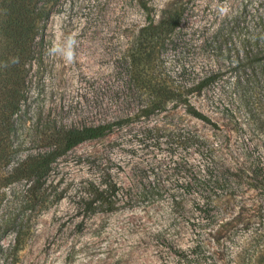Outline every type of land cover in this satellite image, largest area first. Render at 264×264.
I'll return each mask as SVG.
<instances>
[{"label": "rangeland", "instance_id": "1", "mask_svg": "<svg viewBox=\"0 0 264 264\" xmlns=\"http://www.w3.org/2000/svg\"><path fill=\"white\" fill-rule=\"evenodd\" d=\"M179 1L186 4L180 25L182 48L176 52L175 30L160 52L162 74L176 87V65H185L190 77L193 68L214 66L222 72L216 83L231 87L233 50L221 58L208 46L198 47L199 38L229 15L256 20L264 15V0H57L41 31L42 63L39 68L34 62L24 66L23 100L10 120L12 161L41 147L36 131L46 127V119L56 127H80L133 112L141 98L125 89L126 50L146 16L156 21L163 9ZM215 85L188 94L214 126L169 104L148 118L113 126L58 157L44 183L43 205L21 215L26 221L19 230L18 249L5 264H264V108L255 112L261 124H252L241 108L240 126L236 125L210 104ZM3 101L0 93V104ZM144 126L160 131L147 133ZM178 127L233 147L235 153L236 146L247 148L251 157L259 156L256 169L261 174L251 183L235 185L232 194L211 208L205 224H190L189 213H171L162 200L91 214L78 208L85 181L106 179L126 185L134 177L163 181L190 177L180 166L190 165L193 171L199 161L196 152L168 144L161 135L164 129ZM22 189V182L16 181L0 199L1 245L11 244L13 234L2 220L17 213Z\"/></svg>", "mask_w": 264, "mask_h": 264}, {"label": "trees", "instance_id": "2", "mask_svg": "<svg viewBox=\"0 0 264 264\" xmlns=\"http://www.w3.org/2000/svg\"><path fill=\"white\" fill-rule=\"evenodd\" d=\"M56 1L0 0V93L4 100L0 104V168L11 164L0 171V199L7 195L10 184L21 181L23 186L17 195V213L1 219L5 230L10 229L13 234L9 246L0 244V262L4 264L9 261V255L18 249L19 230L26 221L21 215L27 209L43 205L47 196L44 183L54 162L78 143L101 137L110 132L113 126L130 124L135 118H148L150 114L165 110L169 104L181 107L186 114L214 126L211 119L188 99V94H200L213 83L216 84V95L209 102L225 118L239 125V110L242 108L250 115L248 118L252 124L262 122L255 112L264 108V15L257 16L254 21L246 20L239 14L226 16L209 35L199 38L198 47L208 46L216 50L221 58L223 54L229 56L230 50H233L236 64L231 67L235 75L231 87L225 88L224 84L216 83L222 76L218 67L193 68L192 78L181 63L176 65L179 79L175 87L162 74L159 56L162 48L172 41L175 30L176 52L182 48L179 42L180 25L186 4L179 1L163 9L156 21L146 16L145 23L139 27L126 50L125 89L141 98L133 112L104 123L80 127H56L46 119V127L36 131L41 147L12 161L11 145L8 144L13 140L10 120L23 100L24 66L34 62L39 68L42 63L41 31ZM142 130L147 133L160 131L155 126H144ZM164 130L165 133H161L164 142L172 143L175 147L192 148L196 152L199 161L193 171L190 165L187 168L180 166L192 174L190 177L176 179L173 176L170 181L134 177L126 185L106 179L85 181L77 202L78 208L91 214L111 211L118 206L131 207L162 200L171 213H189L190 224H205L211 208L217 206L225 194H232L235 185L251 183L249 180L255 181L261 174L256 169L259 156V160L254 159L245 147L236 146L235 153L233 147L209 141L179 127ZM225 137L228 139L227 135ZM172 165L174 172L176 161ZM184 186L189 188L187 192L183 191ZM8 207L9 204L6 205Z\"/></svg>", "mask_w": 264, "mask_h": 264}]
</instances>
